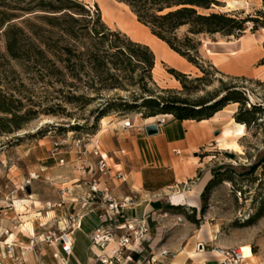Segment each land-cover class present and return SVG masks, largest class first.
<instances>
[{
	"label": "rangeland",
	"instance_id": "obj_1",
	"mask_svg": "<svg viewBox=\"0 0 264 264\" xmlns=\"http://www.w3.org/2000/svg\"><path fill=\"white\" fill-rule=\"evenodd\" d=\"M48 1L51 0H0L4 4L0 6V9L11 16L10 23L12 24L26 26L28 21L41 24L39 17L46 13L43 11V5ZM80 1L91 7L93 11L98 5L103 21L112 29L126 33L135 41L147 40L148 33L137 24V17L126 5L117 0ZM219 1L220 5H215L209 11H237L245 16L254 14L262 7V0ZM186 31L187 27L184 26L179 29L178 34L183 36ZM1 32L2 30H0V44L3 58L0 60V71L2 72L0 77L3 79V84L21 99L22 102H16V104L22 105L23 111L32 110V119L23 128L11 133L0 134V228L2 229L0 230V241L5 242L4 247L0 248V264H13L14 255L24 252L26 246H17L15 240L8 242L5 237L8 234L6 228L22 231L23 222L14 217L13 210L7 212L6 209L12 208V204L15 201L19 202L20 198H29L31 193H28L26 183L57 181L50 179L49 176L42 177L39 164L49 166L52 157V159H57L60 167L75 166L77 171L91 172L92 178L89 183H101L102 180L107 183V179L113 175L110 173V164L113 165V161L106 159L108 169L101 170L100 160L103 151L97 147L96 143L98 140L96 135L101 130L100 121L97 129L93 130L71 128L75 123L91 127L94 121L91 111L98 107V102L82 105L65 101L63 94L67 93L68 87L61 84L56 87L46 86L30 68L33 61L20 62L12 59ZM243 36L246 39L228 38L220 34L201 35L203 43L201 53L207 65L212 64L219 70L214 73L216 77L228 83L235 82L243 85L253 101L264 105V29L252 31L251 24H249ZM246 47L247 51L241 52ZM168 67L171 66L161 63L162 74L156 73L157 90H180L181 84H175V79L168 72ZM190 71L193 76L200 75L195 67H190ZM219 84V81L215 79L211 85L192 93L190 97L196 98L204 95L207 91L214 90ZM58 87H62L64 92L59 94L56 91ZM85 91L89 95H94L90 90L85 89ZM130 91L120 90L119 92L121 95L129 96ZM116 92L117 90L104 92V95H113ZM110 115L121 119L131 117L134 122L136 118L142 117L136 112ZM225 118L227 119L228 116L225 115ZM215 136H218V145L225 141L237 142L243 153L219 148L213 168H226L227 176H231L233 181H221L213 186L208 195L206 211L204 213L200 211L202 203L200 208H197L201 215L197 225L207 220L216 223L223 237L241 246L243 253L256 256L257 264H264V214L255 223L245 224L256 212L260 197L264 194V168L261 167L255 172L250 171V167L264 155V118L261 117L258 123H251L248 128L236 123L221 126ZM213 143L216 144V142ZM212 145L209 143L210 147ZM72 152L74 160L68 163L67 155ZM204 154H206L204 150L199 152L200 156ZM230 154H235V157H230ZM58 180L62 179L59 177ZM16 183H21L18 184L20 185L19 191ZM174 203L182 204L183 200H174ZM16 209L24 211L26 208L21 204V207L16 206ZM177 220L182 219L178 217ZM27 223L33 226L31 220L23 225ZM47 235L31 237L28 246L32 248L28 250L27 257L35 250L37 240L52 243L49 240L46 241ZM33 240L36 241L34 245H31ZM7 243L16 244L15 254L8 253Z\"/></svg>",
	"mask_w": 264,
	"mask_h": 264
},
{
	"label": "trees",
	"instance_id": "obj_2",
	"mask_svg": "<svg viewBox=\"0 0 264 264\" xmlns=\"http://www.w3.org/2000/svg\"><path fill=\"white\" fill-rule=\"evenodd\" d=\"M117 1L129 7L138 22L149 28L154 36L192 63L200 75L193 76L168 67V72L182 88L157 90L153 75L154 51L149 45L108 26L98 5L93 11L80 0H51L43 5L46 13L39 17L41 24L28 21L26 26L10 23L11 16L0 9V30L12 59L33 61L30 68L46 86L66 85L65 101L82 105L98 102V107L91 111L94 120L91 127L75 123L72 129H97L98 122L112 113L136 112L143 118L173 114L179 120H202L212 117L230 103H239L233 115L237 125L248 128L251 123L264 118V105L253 101L243 85L228 83L215 76L219 70L206 64L200 38L201 35L220 34L240 39L249 24L252 31L264 29V0L254 14L245 16L237 11H209L220 5L219 0ZM0 6L4 4L0 2ZM184 26L187 31L180 36L178 31ZM2 58L0 44V60ZM215 79L220 84L214 90L196 98L190 97ZM2 80L0 77V134L21 129L32 119V110L23 111V106L16 104L21 103V99ZM85 89L94 95H89ZM114 90L117 92L113 95H104V92ZM120 90H131L130 95H121ZM56 91L59 94L64 92L62 87ZM261 167L264 168V155L250 167V171L255 172ZM227 172L226 168L214 170L202 193V213L206 211L213 186L221 181H233ZM260 198L256 212L245 224L255 223L264 214V194ZM169 208L199 223L196 207L171 204Z\"/></svg>",
	"mask_w": 264,
	"mask_h": 264
},
{
	"label": "crops",
	"instance_id": "obj_3",
	"mask_svg": "<svg viewBox=\"0 0 264 264\" xmlns=\"http://www.w3.org/2000/svg\"><path fill=\"white\" fill-rule=\"evenodd\" d=\"M137 24L149 36L147 40L136 41L149 45L156 56L153 69L155 80L156 73L162 74L161 63L191 73L190 67H195L192 63L154 36L138 20ZM241 39L246 38L242 36ZM246 51L247 47L241 52ZM171 76L175 84H180ZM238 107L239 103H230L212 117L202 120H179L173 114H158L136 118L135 122L131 117L121 119L113 115L100 121L101 130L96 135V143L103 151L104 158L113 161V165L110 164L113 175L107 179V183L102 180L99 186H108L119 203L126 198L133 200L132 204L123 207L121 217L113 223H123L124 217H144L150 227L147 239L141 245H130L135 249L125 248L118 264H221L222 254L214 248L235 246L234 241L220 234L216 223L207 220L197 225L185 214L173 212L169 206L175 204L174 200H183L184 205L200 208L203 190L213 177L214 159L221 148L215 135L221 126L235 124L233 115ZM161 119L163 122H160ZM127 120L131 122V127L124 126ZM154 123L159 130L149 135L146 126ZM209 143L213 145L210 147ZM201 150L206 151L204 156L199 155ZM67 159L71 163L74 153L67 155ZM50 161L49 166L39 164L41 175L57 181L28 184L29 198L15 201L16 206L20 208L23 204L26 209L18 211L15 202L12 208L6 209L7 212L13 210L14 217L23 222L22 231L6 228L7 241L15 240L17 246H28L31 237L59 234V219L69 213L81 212L82 225L70 235L73 243L70 255L65 254L61 242L37 240L35 250L27 257V264H104L101 255L112 254L117 244L112 241L104 252L93 245L91 233L102 224L100 208L93 204L83 210L80 208L82 197L89 193L92 173L77 171L75 166L60 167L57 159L52 157ZM59 177L62 180H58ZM18 184L21 183H16L19 191ZM200 216L198 210L197 218ZM178 217L182 220L178 221ZM28 220L32 221L33 226L30 223L23 225ZM115 232L119 236L126 230L115 228ZM198 243H203L205 249H199ZM4 244V241H0V248ZM163 251L169 254H163ZM152 256L154 258L150 261ZM245 260L246 263L242 264H257L254 255Z\"/></svg>",
	"mask_w": 264,
	"mask_h": 264
},
{
	"label": "built area",
	"instance_id": "obj_4",
	"mask_svg": "<svg viewBox=\"0 0 264 264\" xmlns=\"http://www.w3.org/2000/svg\"><path fill=\"white\" fill-rule=\"evenodd\" d=\"M160 122H163L161 119ZM125 127H131V122L126 121L124 123ZM101 170L108 169V164L106 159L101 154ZM29 184V183H26ZM133 200L131 198H126L123 202H117L115 198L111 195L110 188L108 186L100 187L99 183H91L89 193L82 197L80 208L83 210L90 204L97 205L100 208L99 217L102 219V224L95 228L91 233V241L93 245L99 247L103 252L106 247L112 241H115L117 248L112 254L104 253L101 255V261L104 264H118L119 256L122 255V252L125 248L135 249L130 245H141L144 240L147 239V234L150 230L147 220L143 218H126L124 217L123 223H118L114 225V221L118 220L122 215L123 207L132 204ZM60 233H50L45 238L46 241L49 240L53 242H61L62 249L66 255H70L73 250L72 239L70 238L71 233L75 228L81 227L82 225V213H69L62 216L59 221ZM62 225V226H61ZM115 228L125 229L126 232L122 235H117ZM34 240L31 242V245H34ZM15 243H7V250L9 254H15L14 249ZM197 247L199 249H205L203 243H198ZM25 248V247H24ZM32 246H26V250L20 254L14 255L13 264H27V253ZM222 254L221 264H242L245 261V256L242 251L241 246H231L225 248H217ZM14 252V253H13ZM163 254H169L168 251H163ZM174 256V253H171ZM153 256L149 259L153 260ZM147 259V258H146Z\"/></svg>",
	"mask_w": 264,
	"mask_h": 264
},
{
	"label": "bare ground",
	"instance_id": "obj_5",
	"mask_svg": "<svg viewBox=\"0 0 264 264\" xmlns=\"http://www.w3.org/2000/svg\"><path fill=\"white\" fill-rule=\"evenodd\" d=\"M106 124V123H105ZM104 124V125H105ZM219 146L221 147V148H223V149H228V150H233V151H236V152H238V153H243L242 152V149H241V146L237 143V142H232V141H230V142H227V141H225V142H221V143H219ZM243 251V250H242ZM250 253V252H249ZM244 256L247 258L248 256L249 257H252V255H250V254H245L244 253ZM245 258V259H246Z\"/></svg>",
	"mask_w": 264,
	"mask_h": 264
},
{
	"label": "water",
	"instance_id": "obj_6",
	"mask_svg": "<svg viewBox=\"0 0 264 264\" xmlns=\"http://www.w3.org/2000/svg\"><path fill=\"white\" fill-rule=\"evenodd\" d=\"M158 125L156 123L146 126V131L149 135L155 134L158 132ZM230 157L234 158L235 154H230Z\"/></svg>",
	"mask_w": 264,
	"mask_h": 264
}]
</instances>
